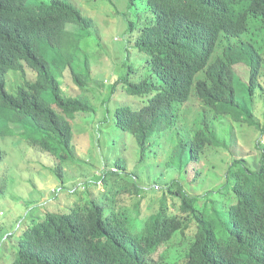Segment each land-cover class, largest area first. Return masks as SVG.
I'll return each mask as SVG.
<instances>
[{"label": "trees", "instance_id": "obj_1", "mask_svg": "<svg viewBox=\"0 0 264 264\" xmlns=\"http://www.w3.org/2000/svg\"><path fill=\"white\" fill-rule=\"evenodd\" d=\"M116 9L127 28L122 75L106 82L88 66L102 43L83 47L96 22L74 0H0V171L3 139L24 135L56 157L49 169L62 178V162L75 158L73 118L96 111L87 94L97 85L108 90L100 147L106 129L113 146L128 136L138 169L164 171L145 182L119 158L123 172L98 175L102 192L91 179L55 189L0 236V264H264V0H120ZM11 71L21 77L14 92ZM194 96L247 132L250 155L234 148V133L230 144L218 137L206 113L177 127Z\"/></svg>", "mask_w": 264, "mask_h": 264}, {"label": "rangeland", "instance_id": "obj_2", "mask_svg": "<svg viewBox=\"0 0 264 264\" xmlns=\"http://www.w3.org/2000/svg\"><path fill=\"white\" fill-rule=\"evenodd\" d=\"M74 2L81 6L84 12L92 16L96 22V28L93 31L95 36L86 39L83 43L85 51L92 44H97L96 39L102 43V47L97 45L96 53L100 54L99 58L89 62L91 76L96 80H105L106 82L119 79L122 75V68L119 67L120 60L123 59L122 47L126 44L124 34L127 32L125 21H121L122 17L117 16L116 7L119 6L120 0H74ZM251 30H255V28ZM81 55H84L83 51ZM20 81V75L11 71L8 75L7 89L14 92L15 85ZM97 86L99 89L93 88L87 94L96 111L77 113L73 118L75 158L62 162V178L53 174L49 169L56 166V157L49 152L34 149L26 136H10L3 139L1 144L5 154L2 162L4 165L0 171V183L5 187V193L0 195V236L4 235L18 218L24 217L34 206L51 197L55 189L63 186L79 187L85 179H91L98 182L99 187L101 186L98 191L102 192L103 181L99 180L98 175L103 170L123 172L115 165L119 158L126 160L129 170L135 168L136 174L145 182L156 178L164 171L163 163L138 169V146L136 141L128 136L125 138L122 135L115 137L116 145L113 146L114 135L106 129L105 140L110 144H108L107 150L100 147L95 139L96 126L99 125L103 117L102 102L108 90L106 87ZM108 86L110 87V84ZM122 101L123 97L119 93L115 105H119ZM125 102L130 103L131 99ZM259 108L262 109L261 104ZM204 113L207 114L211 129L226 144H230L232 140L230 137L234 133L236 143L238 141L234 148L241 151L237 152L244 155L252 153L249 148L250 138L247 132L243 131L239 134L230 117L216 116L212 110L205 108L197 96L182 105L177 127L181 131L194 127L203 118ZM95 189L96 187L92 186L91 190Z\"/></svg>", "mask_w": 264, "mask_h": 264}]
</instances>
